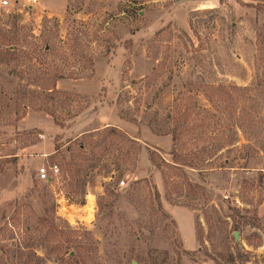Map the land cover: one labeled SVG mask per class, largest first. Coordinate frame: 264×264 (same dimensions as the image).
<instances>
[{"label":"rangeland","instance_id":"1","mask_svg":"<svg viewBox=\"0 0 264 264\" xmlns=\"http://www.w3.org/2000/svg\"><path fill=\"white\" fill-rule=\"evenodd\" d=\"M10 2L0 264H264V0Z\"/></svg>","mask_w":264,"mask_h":264},{"label":"built area","instance_id":"2","mask_svg":"<svg viewBox=\"0 0 264 264\" xmlns=\"http://www.w3.org/2000/svg\"><path fill=\"white\" fill-rule=\"evenodd\" d=\"M37 0H23V7H33L36 5ZM12 7H15L13 4H11L10 0H0V9H4L6 12H8L9 9H12ZM16 11L20 12L19 8H16ZM53 170L57 171V166H53ZM37 177L40 181H48L49 180V173L46 167H41L38 169ZM124 182L121 181L119 183V187L123 186Z\"/></svg>","mask_w":264,"mask_h":264},{"label":"trees","instance_id":"3","mask_svg":"<svg viewBox=\"0 0 264 264\" xmlns=\"http://www.w3.org/2000/svg\"><path fill=\"white\" fill-rule=\"evenodd\" d=\"M192 26V23H190V27ZM45 51H47V50H45ZM58 78H62V75H59V77ZM49 90H51V89H48V91ZM116 132V130L115 129H111V130H109L108 131V133H115ZM94 133H96V134H82L81 135V140H85V139H88V138H95L96 136H98V137H101V136H103V134L105 133V131L104 132H100V131H96V132H94ZM85 135V136H84ZM105 138V137H104ZM173 139H175V137L173 136ZM175 141V140H174ZM69 142V141H68ZM74 143H75V145L76 146H85V143H82L81 141H76V142H74V140L71 142H69V144H72V145H74ZM59 148H60V146L58 145V146H56L55 147V150L56 151H58L59 150ZM71 150V149H70ZM150 161L152 162V157L150 156ZM68 165H69V163H68ZM70 165H72V166H74V163H72V164H70ZM71 170V169H70Z\"/></svg>","mask_w":264,"mask_h":264},{"label":"water","instance_id":"4","mask_svg":"<svg viewBox=\"0 0 264 264\" xmlns=\"http://www.w3.org/2000/svg\"><path fill=\"white\" fill-rule=\"evenodd\" d=\"M234 236L237 237L236 234Z\"/></svg>","mask_w":264,"mask_h":264}]
</instances>
